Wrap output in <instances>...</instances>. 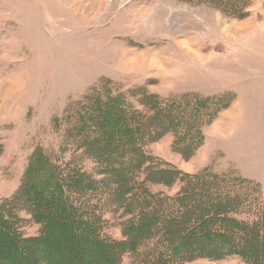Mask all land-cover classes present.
<instances>
[{"label": "trees", "instance_id": "trees-1", "mask_svg": "<svg viewBox=\"0 0 264 264\" xmlns=\"http://www.w3.org/2000/svg\"><path fill=\"white\" fill-rule=\"evenodd\" d=\"M178 1L235 20L251 8L249 0ZM234 100L233 93L162 98L103 78L53 121L64 127L58 155L37 146L17 190L0 202V264H122L126 255L134 264H264L259 183L185 173L151 152L171 135L172 151L189 161ZM70 151L81 159L64 160ZM117 217L122 239L108 233ZM32 225L37 232L28 235Z\"/></svg>", "mask_w": 264, "mask_h": 264}, {"label": "rangeland", "instance_id": "rangeland-1", "mask_svg": "<svg viewBox=\"0 0 264 264\" xmlns=\"http://www.w3.org/2000/svg\"><path fill=\"white\" fill-rule=\"evenodd\" d=\"M135 1L0 0V202L17 190L37 146L58 155L64 127L57 130L53 121L103 78L162 98L233 93V104L205 128V144L189 161L172 151L171 135L151 152L185 173L207 169L264 188V0H249L245 20L206 6L176 11L170 0ZM146 33L176 42L158 47L159 54H126ZM79 156L70 151L62 158ZM113 226L108 233L122 239L118 217ZM122 264H134L132 257Z\"/></svg>", "mask_w": 264, "mask_h": 264}, {"label": "crops", "instance_id": "crops-1", "mask_svg": "<svg viewBox=\"0 0 264 264\" xmlns=\"http://www.w3.org/2000/svg\"><path fill=\"white\" fill-rule=\"evenodd\" d=\"M142 1L143 0H136L133 3L135 5H138ZM169 5L172 6L176 11H177V9H180V7H182V6L183 7H188L189 6V5L184 6L186 4H182L178 0H170ZM189 8H190V6H189ZM110 22H112V20H110ZM115 22H116V24H120L121 18L118 17ZM118 40H120V39H118ZM120 41H122V40H120ZM175 42L176 41L172 37V35L160 36L157 33H154V34L146 33V35L137 38V42L134 45L126 46L125 49H127L129 51L125 50V53L128 54V53H130L132 51H138V54H142V55L146 54V53H148V54L149 53H151V54H159L158 47H161V46H163L165 44L174 46ZM102 45L105 46V43H103ZM116 46H117V44H116Z\"/></svg>", "mask_w": 264, "mask_h": 264}]
</instances>
